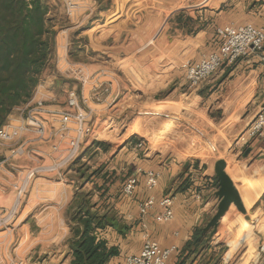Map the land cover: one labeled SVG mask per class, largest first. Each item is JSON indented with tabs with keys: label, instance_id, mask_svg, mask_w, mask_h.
<instances>
[{
	"label": "crops",
	"instance_id": "1",
	"mask_svg": "<svg viewBox=\"0 0 264 264\" xmlns=\"http://www.w3.org/2000/svg\"><path fill=\"white\" fill-rule=\"evenodd\" d=\"M229 1L231 0L222 3L225 5ZM233 1L234 7L225 13H217V17L231 12L235 16H227L218 28L228 24L264 26V0ZM218 28L212 32L208 27L196 39L187 40L183 44V53L186 52L184 58L188 59L186 61L198 62L204 55L219 47ZM130 70L128 64H123L118 75L113 76L112 97L103 106V112L96 114L101 120L105 118L100 116L104 115V110H117L115 108L122 105L126 97L130 96L131 90H136L138 94L148 91L139 85H129L128 76L133 73ZM222 71L225 77L230 78L225 85L223 104L231 105L234 112L241 111V106H244L245 111L249 106L254 109L246 116L242 110L243 114L240 112L233 118L224 112L220 116L208 113L204 119L208 123L212 122L209 128L219 136V148H206L201 150L205 152L206 158L196 155L188 160L179 157L167 160L166 155L159 154L158 151L143 153V149H139L137 145L140 137L126 131L112 134L110 126L105 129V134L89 135L86 138L81 147L83 149L79 152V160L67 159V155L63 154L68 152L70 141L76 136L77 124L75 120H71L66 125L68 128L63 125V113L68 108V99L51 97L44 100L39 97L42 90L50 91L53 87V81H42L37 94L25 107L17 109L20 114L13 118V138L16 135L13 151L22 149L23 153H13L12 161L5 159L0 162V219L14 211L13 218L0 226V264H71L72 242L78 228V224L73 221V214L77 210L78 197L87 187L89 190L93 189V195L87 197L91 210L108 216V225L98 229L97 233L107 240L109 246L120 250V255L111 259L108 264H125L127 257L141 251L147 239L163 248H175L170 264H220L213 251L226 230L224 221L227 219L233 224L241 222L242 217L247 220L246 215L241 212L235 214V206L232 205L221 219L217 233L210 238L211 230L205 232L219 205L216 195L219 183L215 176V164L219 160L227 162L226 172L238 189L247 211L255 207L256 212L264 214V189L258 197H252L254 191L264 186V171L255 172L264 167V138L248 146H235L237 138L264 105V63L260 56L253 54ZM40 103L42 109L37 117L46 129L44 137L36 135L35 129L19 132L17 128L26 124L29 112ZM99 107L102 106L97 105L95 108L100 112ZM104 124L106 122L102 125ZM237 128L240 130L239 134L230 142V148H225L226 145L221 143L222 139ZM53 134L56 141L52 140ZM20 146L23 148H17ZM5 149L0 148V156L9 153ZM249 149L250 152L247 153ZM187 151L189 153L190 150ZM226 156L232 159V166H229ZM78 163L90 165L85 170V177L78 169ZM228 168H232V172ZM72 171L80 177L68 179L67 174ZM145 171H154L160 175L158 187L154 191L157 203L168 194L174 195V219L170 223L155 221V214L160 212L158 204L147 216L140 214L139 204L150 195L146 189ZM130 177L138 179L137 189L132 197L123 192ZM244 197L250 205L247 206ZM251 215L254 218L255 214ZM113 223L116 224L112 225ZM251 224L252 220L247 226L249 234L246 233L234 249L239 248L250 236L253 230ZM197 232H201L202 239L198 246L193 244L189 247L195 241ZM222 264H227L226 258H223ZM237 264H264V256Z\"/></svg>",
	"mask_w": 264,
	"mask_h": 264
},
{
	"label": "rangeland",
	"instance_id": "2",
	"mask_svg": "<svg viewBox=\"0 0 264 264\" xmlns=\"http://www.w3.org/2000/svg\"><path fill=\"white\" fill-rule=\"evenodd\" d=\"M223 1L225 0H45L49 7L46 18L51 49L39 85L42 81H53V87L50 91L42 90L39 97L44 100L51 97L62 100L68 99L70 93L75 92L86 118L82 122V128L90 136L105 134V129L110 126L112 134L126 131L140 137L137 145H142L139 149H143V153L158 151L159 154L166 155L167 160L177 157L188 160L196 155L206 158L205 152L201 150L219 148V136L209 128L212 122L208 123L204 118L208 113L220 116L223 112L233 118L240 112L243 114L242 110L245 108L241 106V111L234 112L231 105L223 104L225 85L230 78L225 77L222 70L229 66L210 77L199 90L189 88L182 69V65L188 60L184 58L186 52L183 53V44L187 40L196 39L208 27L214 32L227 16H235L231 12L217 17V13H225L234 7L233 0L225 5ZM198 15L201 16L200 23L188 22L183 27L188 17L197 18ZM195 30L198 31L194 32ZM123 64H128L133 72L128 76L130 82L126 80L129 85H139L148 91L138 94L136 90H131L130 96L126 97L119 109L115 108L117 110L112 112L104 110V115L100 116L105 118L101 120L96 114L103 112V106L111 99L114 83L112 78L118 75ZM119 76L121 77V73ZM39 85L33 97L37 94ZM97 105L102 106L99 107L100 112L95 108ZM19 108L12 112L3 126L9 130L11 139L0 141V148L9 151L4 155L7 158L0 156V162L5 159L13 160L11 150L16 135L13 138V127L10 126L13 125V118L20 114L16 111ZM253 109L252 106L247 107L243 115L246 116ZM32 113L36 111L32 110ZM64 113L73 114V110L67 108ZM104 122L106 124L102 125ZM66 125L65 128H68ZM239 132V128L231 130L229 136L222 139V145L230 148V142ZM36 135L41 136V133L36 132ZM55 139L53 134L52 140L56 141ZM187 149L190 150L189 153ZM226 159H229V166H232V159L229 156ZM78 164L81 174L86 173L85 170L90 166ZM261 171H264V167L255 172ZM67 176L68 179L80 177L74 171ZM263 189L264 186L254 191L252 197H258ZM84 193L93 195V189L89 190L87 187L82 195ZM245 203L250 205V202ZM234 210L235 214H239L236 207ZM249 211L253 230L250 227V236L239 248L234 249V246L249 232L247 226L250 222L245 221L244 217L239 223L232 224L227 219L224 221L226 230L213 251L220 264L223 258H226L227 264H237L264 256V214L256 212L255 207ZM251 213L255 214L254 218Z\"/></svg>",
	"mask_w": 264,
	"mask_h": 264
},
{
	"label": "trees",
	"instance_id": "3",
	"mask_svg": "<svg viewBox=\"0 0 264 264\" xmlns=\"http://www.w3.org/2000/svg\"><path fill=\"white\" fill-rule=\"evenodd\" d=\"M48 10L45 0H0V128L16 108L32 99L40 83L51 49ZM200 17H188L183 27L188 22L200 23ZM89 196L78 197L73 214L78 228L72 242L71 264H108L120 255V250L109 246L97 233L108 225V216L91 210ZM201 239V232H197L189 247L198 246Z\"/></svg>",
	"mask_w": 264,
	"mask_h": 264
},
{
	"label": "built area",
	"instance_id": "4",
	"mask_svg": "<svg viewBox=\"0 0 264 264\" xmlns=\"http://www.w3.org/2000/svg\"><path fill=\"white\" fill-rule=\"evenodd\" d=\"M69 5H71L69 3ZM219 36V47L204 55L198 62L187 61L182 65V69L186 72V79L189 88L197 90L210 77L217 74L224 66H233L241 59L250 55H258L264 63V26L256 27L253 25H235L228 24L217 29ZM75 92L68 96V108L73 110V114L63 113V125L65 126L71 120H75L77 124L76 136L70 141L67 159H78L81 155V147L83 141L89 136L85 134L82 128V122L85 118L83 109ZM42 109L40 103L33 111L29 112L26 118V124L18 127L17 130L35 129L44 137L46 129L42 121L37 117L38 112ZM13 127L10 126V128ZM14 132V131H13ZM85 138V139H84ZM264 138V105L261 106L256 118L244 130L235 142V146H248L256 140ZM10 132L8 129L0 128V141L10 140ZM141 148L142 145H139ZM23 148V147H17ZM22 154V149L11 150V155ZM142 171V170H141ZM146 189L150 193L149 197L139 204V211L142 216H147L155 206H160V212L155 214V221L158 223H170L174 219V195L168 194L164 196L158 203L154 195V191L158 187L159 173L154 171H145ZM138 179L130 177L124 186V194L132 197L137 189ZM14 216V211H10L8 216L0 219V226L6 224ZM175 248H163L158 243L147 239L138 254L127 257L125 264H170V257Z\"/></svg>",
	"mask_w": 264,
	"mask_h": 264
},
{
	"label": "water",
	"instance_id": "5",
	"mask_svg": "<svg viewBox=\"0 0 264 264\" xmlns=\"http://www.w3.org/2000/svg\"><path fill=\"white\" fill-rule=\"evenodd\" d=\"M250 149L247 150V153ZM227 162L225 160H219L215 164V176L219 183V190L217 192V197L219 198V205L217 207V212L211 219L205 232L211 230L210 238H212L218 231L221 219L225 216L230 207L234 205L239 212L246 215V220L251 222L250 216H248V211L241 199L240 193L236 188L233 180L226 172Z\"/></svg>",
	"mask_w": 264,
	"mask_h": 264
}]
</instances>
